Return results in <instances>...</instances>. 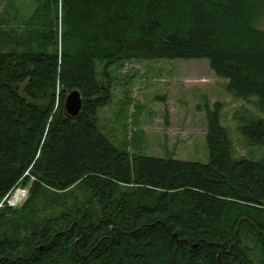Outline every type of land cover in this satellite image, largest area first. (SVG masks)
<instances>
[{"label": "trees", "instance_id": "1", "mask_svg": "<svg viewBox=\"0 0 264 264\" xmlns=\"http://www.w3.org/2000/svg\"><path fill=\"white\" fill-rule=\"evenodd\" d=\"M33 20L22 50L0 49V264H258L252 246L264 264V154L234 158L221 105L206 108L208 164L132 157L100 130L97 79L99 64L208 60L264 116V0H47ZM235 120L264 151V118Z\"/></svg>", "mask_w": 264, "mask_h": 264}, {"label": "rangeland", "instance_id": "2", "mask_svg": "<svg viewBox=\"0 0 264 264\" xmlns=\"http://www.w3.org/2000/svg\"><path fill=\"white\" fill-rule=\"evenodd\" d=\"M46 1L0 0L1 50L16 47L14 44L30 39L29 31L42 29L43 24L33 19ZM259 28L264 30L263 20ZM97 79L110 93V102L99 111L100 130L117 149L132 157L208 164L206 108L213 110L216 105L222 107L221 124L230 133L234 158L259 161L263 157V149L248 144L237 131L235 114L247 109L259 118L264 116L229 95L228 82L215 76L208 60H125L108 68L99 64ZM19 190L26 197L13 206L14 193L9 200L13 208L22 207L28 199L29 189ZM253 248L251 256L259 264L262 256Z\"/></svg>", "mask_w": 264, "mask_h": 264}, {"label": "water", "instance_id": "3", "mask_svg": "<svg viewBox=\"0 0 264 264\" xmlns=\"http://www.w3.org/2000/svg\"><path fill=\"white\" fill-rule=\"evenodd\" d=\"M85 98L79 90L72 91L66 98L65 110L69 117L75 119L84 110Z\"/></svg>", "mask_w": 264, "mask_h": 264}, {"label": "bare ground", "instance_id": "4", "mask_svg": "<svg viewBox=\"0 0 264 264\" xmlns=\"http://www.w3.org/2000/svg\"><path fill=\"white\" fill-rule=\"evenodd\" d=\"M26 197V194L23 191H16L14 197L11 200V204L13 206L18 205L19 203H21Z\"/></svg>", "mask_w": 264, "mask_h": 264}]
</instances>
